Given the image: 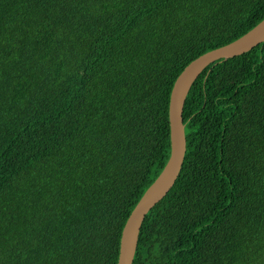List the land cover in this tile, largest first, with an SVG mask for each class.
I'll return each mask as SVG.
<instances>
[{"label": "trees", "instance_id": "16d2710c", "mask_svg": "<svg viewBox=\"0 0 264 264\" xmlns=\"http://www.w3.org/2000/svg\"><path fill=\"white\" fill-rule=\"evenodd\" d=\"M264 0H0V264H117L171 152L174 82ZM133 264H264V42L211 63Z\"/></svg>", "mask_w": 264, "mask_h": 264}, {"label": "water", "instance_id": "95a60500", "mask_svg": "<svg viewBox=\"0 0 264 264\" xmlns=\"http://www.w3.org/2000/svg\"><path fill=\"white\" fill-rule=\"evenodd\" d=\"M261 42H264V19L236 40L193 59L176 78L169 104L170 156L163 170L144 192L123 227L117 264H133L146 215L167 195L181 173L187 151L183 112L193 83L211 63L248 52Z\"/></svg>", "mask_w": 264, "mask_h": 264}]
</instances>
